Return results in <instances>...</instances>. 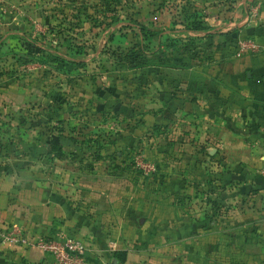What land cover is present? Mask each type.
Wrapping results in <instances>:
<instances>
[{
  "label": "rangeland",
  "instance_id": "374dc122",
  "mask_svg": "<svg viewBox=\"0 0 264 264\" xmlns=\"http://www.w3.org/2000/svg\"><path fill=\"white\" fill-rule=\"evenodd\" d=\"M234 1L10 0L4 7L0 165L29 170L70 158L90 181L103 182L107 224H125L108 239L131 250L119 264H264L255 229L264 212L253 201L261 194L238 187L248 174L231 172L219 144L201 136L205 124L171 118L178 109L172 113L165 97L174 84L162 67L176 55L200 58L207 46L180 35ZM162 7L173 10L162 12L169 23L152 25ZM139 49L144 58L132 63Z\"/></svg>",
  "mask_w": 264,
  "mask_h": 264
},
{
  "label": "crops",
  "instance_id": "0c3cea01",
  "mask_svg": "<svg viewBox=\"0 0 264 264\" xmlns=\"http://www.w3.org/2000/svg\"><path fill=\"white\" fill-rule=\"evenodd\" d=\"M9 1H0L2 28L4 25L9 27V15L4 16V7L9 6ZM163 11L173 12L162 7L161 15L151 21L152 25L167 26L170 18L166 16L169 14H162ZM210 14V21L205 22L208 27L206 31L186 30L187 35L180 36L189 39L185 42H194L195 47L207 45L198 54L200 58L194 60L197 66L187 76L190 81L206 80L208 83L213 78L223 79V103L214 104L213 97L207 98L193 85L190 92L194 96L190 98V103L179 108L177 113L172 112L176 114H172L171 118L182 114L181 118L187 121L195 120L198 124L206 125L201 136L209 135L219 144L231 172L241 169L243 175L248 174L247 183L243 182L238 187L246 185L248 190L259 191L261 197L257 199L253 196L256 197L253 201H256L263 214L264 0H235L232 7L223 10L215 8ZM191 24H188L187 29H190ZM174 33L180 34L182 31ZM247 41L260 46L261 54H245L238 58L240 45ZM204 56L208 59L205 61L210 63L207 69L200 66L206 63L201 62ZM185 86L184 89H187ZM66 151L73 153L74 149L68 148ZM3 169L6 168L0 165V226L18 225L35 237L67 234L80 238L92 249L88 264H114V261L119 264L114 256L119 254L123 258L126 252H131L128 248H121V242L108 239L110 234L120 235L122 230L119 229L125 224L121 221L114 226L107 224L105 206L110 208L101 190L106 185L90 181L81 164H73L70 158L63 161L56 158L49 167L38 163L29 170L19 164L8 172ZM229 177L231 181L234 180L233 173ZM209 187H212V183ZM112 211L116 213V207ZM247 215L255 217L254 214ZM256 216L258 221L255 229L261 235L256 242L264 251V229L261 225L264 218L259 212ZM0 264H52V258L36 249L0 247Z\"/></svg>",
  "mask_w": 264,
  "mask_h": 264
},
{
  "label": "built area",
  "instance_id": "2783aa9c",
  "mask_svg": "<svg viewBox=\"0 0 264 264\" xmlns=\"http://www.w3.org/2000/svg\"><path fill=\"white\" fill-rule=\"evenodd\" d=\"M260 52V46L247 41L240 45L237 57ZM0 247L36 249L50 256L52 264H88V257L92 253L91 246L75 236L62 234L55 237H35L18 225L0 226Z\"/></svg>",
  "mask_w": 264,
  "mask_h": 264
},
{
  "label": "trees",
  "instance_id": "16d2710c",
  "mask_svg": "<svg viewBox=\"0 0 264 264\" xmlns=\"http://www.w3.org/2000/svg\"><path fill=\"white\" fill-rule=\"evenodd\" d=\"M208 29L205 23H201L197 19H193L190 29L194 32H204ZM140 32L143 35H146L150 32V29L147 27H141ZM144 51L139 49V53H136L131 58L132 63H135V58H144ZM261 53L254 54L255 56H259ZM253 55V56H254ZM196 59L195 54L189 55V57H182L176 55L175 58L171 61V63H166L162 68L165 69V75L168 76L173 81V89L167 90L165 89V97L167 98V103H169V109L172 112H175L177 109L186 106L190 103V98L194 96V93H191L190 90L193 88V85H196L199 93L205 95L207 98L213 97L216 105H220L223 102V98L221 97V85H223V79L221 78H213L214 80L211 83H208L206 80L204 81H194L188 79V72L191 69H194L197 65L194 63ZM202 68L207 69L210 65H200ZM199 67V66H198ZM189 82V83H187ZM188 84V86H187ZM184 85L187 89H184ZM196 98V96L194 97ZM194 102V99L191 100ZM119 262L122 261V256L116 254L114 256Z\"/></svg>",
  "mask_w": 264,
  "mask_h": 264
},
{
  "label": "water",
  "instance_id": "95a60500",
  "mask_svg": "<svg viewBox=\"0 0 264 264\" xmlns=\"http://www.w3.org/2000/svg\"><path fill=\"white\" fill-rule=\"evenodd\" d=\"M114 264H117V261H114Z\"/></svg>",
  "mask_w": 264,
  "mask_h": 264
}]
</instances>
